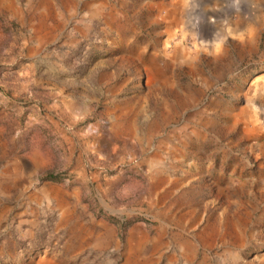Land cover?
I'll return each instance as SVG.
<instances>
[{
    "label": "rangeland",
    "instance_id": "1",
    "mask_svg": "<svg viewBox=\"0 0 264 264\" xmlns=\"http://www.w3.org/2000/svg\"><path fill=\"white\" fill-rule=\"evenodd\" d=\"M0 264H264V0H0Z\"/></svg>",
    "mask_w": 264,
    "mask_h": 264
},
{
    "label": "trees",
    "instance_id": "2",
    "mask_svg": "<svg viewBox=\"0 0 264 264\" xmlns=\"http://www.w3.org/2000/svg\"><path fill=\"white\" fill-rule=\"evenodd\" d=\"M44 178L45 179H53L54 175L52 174V172L48 171V172H46Z\"/></svg>",
    "mask_w": 264,
    "mask_h": 264
}]
</instances>
